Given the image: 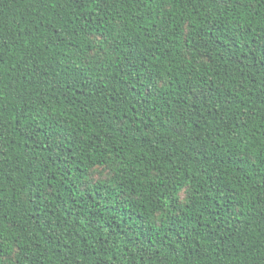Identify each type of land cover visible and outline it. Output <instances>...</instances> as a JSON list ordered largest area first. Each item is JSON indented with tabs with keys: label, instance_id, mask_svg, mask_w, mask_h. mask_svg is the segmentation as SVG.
<instances>
[{
	"label": "trees",
	"instance_id": "16d2710c",
	"mask_svg": "<svg viewBox=\"0 0 264 264\" xmlns=\"http://www.w3.org/2000/svg\"><path fill=\"white\" fill-rule=\"evenodd\" d=\"M0 264H264V0H0Z\"/></svg>",
	"mask_w": 264,
	"mask_h": 264
}]
</instances>
